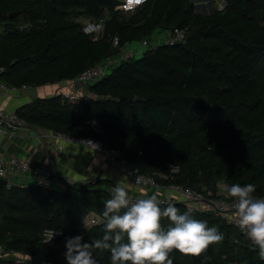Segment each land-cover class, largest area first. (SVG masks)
Listing matches in <instances>:
<instances>
[{
  "label": "trees",
  "instance_id": "obj_1",
  "mask_svg": "<svg viewBox=\"0 0 264 264\" xmlns=\"http://www.w3.org/2000/svg\"><path fill=\"white\" fill-rule=\"evenodd\" d=\"M223 1V11L203 15L188 0H149L131 14L115 11L114 0H0V82L22 88L72 80L127 43L148 40L159 29L185 28L184 43L161 44L120 63L87 88L91 98L34 99L16 114L55 133L98 140L158 186L189 187L214 199L211 183L215 190L221 182L251 183L254 195L264 198V0ZM101 18L100 35L84 33L85 21ZM113 36L119 39L114 49ZM238 109L248 113L242 121L216 129L208 120ZM168 164L179 173L160 177L169 175ZM114 186L99 180L66 183L61 190L0 187V246L38 264H66V238H102L103 201ZM168 203L187 211L183 202ZM192 215L224 239L200 257L174 251L173 264H264L226 219L206 210ZM48 230L62 235L46 242ZM94 256L110 264L108 250ZM0 264L16 263L0 257Z\"/></svg>",
  "mask_w": 264,
  "mask_h": 264
},
{
  "label": "clouds",
  "instance_id": "obj_2",
  "mask_svg": "<svg viewBox=\"0 0 264 264\" xmlns=\"http://www.w3.org/2000/svg\"><path fill=\"white\" fill-rule=\"evenodd\" d=\"M142 180L137 177L135 183L140 185ZM225 187L233 200L236 227L264 261V198L254 195L256 186L251 183ZM140 192L143 195L134 198L128 185L117 181L103 201L102 238H90L89 242H84L82 235L66 238V264H99L96 250H108L110 264H173L170 254L174 251L185 257H200L210 245L224 239L215 226L195 219L190 210L181 213L173 204L165 205L159 191L149 195L141 187ZM164 220L168 221L166 227Z\"/></svg>",
  "mask_w": 264,
  "mask_h": 264
},
{
  "label": "built area",
  "instance_id": "obj_3",
  "mask_svg": "<svg viewBox=\"0 0 264 264\" xmlns=\"http://www.w3.org/2000/svg\"><path fill=\"white\" fill-rule=\"evenodd\" d=\"M114 1L117 3L114 9L115 11H119L123 14H131L138 10L145 3H147L149 0H140L139 3L130 2V0ZM195 2L198 6H215L217 11H223L226 7V3L223 0H196ZM104 22L105 18H101L94 23H84L83 31L85 34L96 38L102 32ZM186 38L187 29L174 28L172 30L164 31L162 44L175 45L177 43H184L186 41ZM110 45L113 49L119 47V39L117 36H113L110 38ZM141 47H147L146 41L142 42ZM138 53L139 50H121L118 54L106 58L101 63L85 69L74 79L68 80L70 81L71 86L70 88L64 89L61 92L60 96L63 100L67 102H77L78 100H80V97H78V94L75 92V90L78 91L77 89H87L89 86L101 81L107 75V70H113V68H115L120 63L134 59L135 56L138 55ZM89 98H91L90 93L83 96L84 100H87ZM3 125H6L10 129V131H14L15 129L26 126V122L22 118H20L16 113L6 112L0 107V126ZM92 127L95 128V123L92 124ZM54 138L57 142L60 143L56 145L55 153L57 155L63 150L64 144L71 143L83 146L102 155L119 174L128 175L132 179L135 186L142 188L159 187L155 182L154 178H152L150 175L141 174L138 169L134 168L129 162L123 159L119 152L107 149L98 140H95L93 138H75L61 133H55ZM167 166L169 169V175H162L160 177H172L173 175H177L179 173V168L177 166H174L172 164H168ZM14 171L21 175L34 177L39 181L41 180L40 183H42V181L51 180L54 176L52 171L49 170L47 167L41 165H32L29 161L22 158H3L0 155V180H6V178H8L9 175ZM137 177L143 178L142 183L140 185H137L135 183ZM225 185V183L221 182L216 186L214 199L207 198L203 194L189 187L174 185L169 186V189L182 198V202L187 205V211L190 210L192 212L196 209L213 211L217 215L226 219L232 226L238 229L235 224L236 217L234 215L233 200L227 195ZM94 223L95 220L94 218H92L89 221V224ZM61 233V231L48 230L44 233V240L46 242L50 241L55 237L61 236ZM249 243L254 246L251 241H249ZM0 257L6 260L13 261L16 264H30L29 262L32 261L26 258L25 256L18 254L17 252L6 251L5 248L2 246H0ZM36 264L38 263L36 262Z\"/></svg>",
  "mask_w": 264,
  "mask_h": 264
},
{
  "label": "crops",
  "instance_id": "obj_4",
  "mask_svg": "<svg viewBox=\"0 0 264 264\" xmlns=\"http://www.w3.org/2000/svg\"><path fill=\"white\" fill-rule=\"evenodd\" d=\"M85 23L94 22L87 20ZM70 86V81H61L38 87L9 88L0 82V107L6 112L16 113L20 107L34 99H47L61 95V92ZM77 90L75 92L80 100L84 95L89 94L88 89ZM54 134L55 132L48 129L27 123L26 126L14 131H10L6 125L0 126V155L3 158H22L32 165L47 167L54 175L51 180L40 183L41 180L14 171L4 180L5 185L28 186L40 183L43 186L61 190L66 183L106 180L115 185L117 181H120L128 185V191L134 198L143 195L140 192L141 187L135 186L128 175L119 174L102 155L95 151L69 143L64 144L63 150L57 155L55 149L60 143L56 141ZM143 189L149 195L153 191H159V198L163 202H182V198L172 192L169 187Z\"/></svg>",
  "mask_w": 264,
  "mask_h": 264
},
{
  "label": "rangeland",
  "instance_id": "obj_5",
  "mask_svg": "<svg viewBox=\"0 0 264 264\" xmlns=\"http://www.w3.org/2000/svg\"><path fill=\"white\" fill-rule=\"evenodd\" d=\"M191 4H193V9L195 11V13H199V14H203V12H205L206 14L209 13L210 14V10L213 11H217L215 6H209L206 5L204 6V9H202V6H198L196 5V0H188ZM164 35V30L163 29H159L156 30L155 33L149 37V39L147 40H142V41H134L131 43H127L125 45L124 48H122V50H128V49H133V50H138L139 48V53L138 55L135 56V59H138L142 56V54L149 48H155L158 45H161L163 40H162V36ZM156 38H158V40H156ZM156 40V41H155ZM143 41H146L147 43V47L142 48L141 44ZM112 70H107L106 74H109ZM247 111L244 109H238L233 115L230 116H216V115H212L210 114L208 117L209 122L211 123L213 128L219 129L222 126L229 124V123H234V122H239L242 121L244 118H246L247 116ZM30 264H36V262L30 261Z\"/></svg>",
  "mask_w": 264,
  "mask_h": 264
},
{
  "label": "water",
  "instance_id": "obj_6",
  "mask_svg": "<svg viewBox=\"0 0 264 264\" xmlns=\"http://www.w3.org/2000/svg\"><path fill=\"white\" fill-rule=\"evenodd\" d=\"M202 9H204V6H202ZM212 13V11L210 10V14ZM13 15H15V13H13V14H10V16H13ZM203 15H206V13L205 12H203ZM136 100H143V99H136ZM5 184H6V181H4V180H0V187H2V186H5ZM210 194H214V191H215V187H214V185L211 183L210 184Z\"/></svg>",
  "mask_w": 264,
  "mask_h": 264
},
{
  "label": "snow or ice",
  "instance_id": "obj_7",
  "mask_svg": "<svg viewBox=\"0 0 264 264\" xmlns=\"http://www.w3.org/2000/svg\"><path fill=\"white\" fill-rule=\"evenodd\" d=\"M130 2L139 3L140 0H130Z\"/></svg>",
  "mask_w": 264,
  "mask_h": 264
}]
</instances>
